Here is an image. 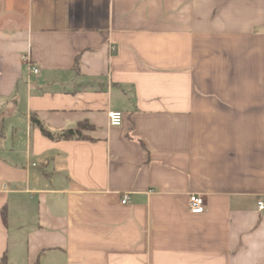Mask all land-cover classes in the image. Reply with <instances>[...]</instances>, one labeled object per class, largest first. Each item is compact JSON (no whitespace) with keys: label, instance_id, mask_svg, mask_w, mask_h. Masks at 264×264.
I'll return each mask as SVG.
<instances>
[{"label":"crops","instance_id":"obj_1","mask_svg":"<svg viewBox=\"0 0 264 264\" xmlns=\"http://www.w3.org/2000/svg\"><path fill=\"white\" fill-rule=\"evenodd\" d=\"M260 200L264 0H0V264H264Z\"/></svg>","mask_w":264,"mask_h":264},{"label":"built area","instance_id":"obj_2","mask_svg":"<svg viewBox=\"0 0 264 264\" xmlns=\"http://www.w3.org/2000/svg\"><path fill=\"white\" fill-rule=\"evenodd\" d=\"M111 51H115V49L112 47ZM31 73L33 75H38L40 73V70L38 68H31ZM124 122V115L122 112H112L109 114V125L111 127H121ZM129 196L125 195L122 199V205H126L129 203ZM258 210L260 212H264V201L260 200L258 201ZM189 207L190 212L194 215L203 214L206 211V202L204 199V196L200 194H192L190 196L189 200Z\"/></svg>","mask_w":264,"mask_h":264},{"label":"trees","instance_id":"obj_3","mask_svg":"<svg viewBox=\"0 0 264 264\" xmlns=\"http://www.w3.org/2000/svg\"><path fill=\"white\" fill-rule=\"evenodd\" d=\"M31 122L38 126L42 134L52 141L61 140H84L88 139L82 135L81 130L84 129V124H79L75 129H69L61 132H54L49 130L38 118L31 116Z\"/></svg>","mask_w":264,"mask_h":264}]
</instances>
